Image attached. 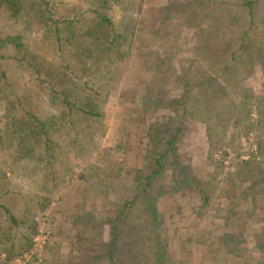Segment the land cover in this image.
I'll return each mask as SVG.
<instances>
[{"label":"rangeland","instance_id":"obj_1","mask_svg":"<svg viewBox=\"0 0 264 264\" xmlns=\"http://www.w3.org/2000/svg\"><path fill=\"white\" fill-rule=\"evenodd\" d=\"M49 1L57 11L58 19L64 15L74 17L67 10L71 11L73 2L78 0ZM119 1H112L106 13L120 24L128 16L125 9L128 2L134 6L130 12L132 51L135 53L139 46L140 59L129 56L125 65L122 63L117 89L110 91L109 95L103 89L105 85L110 86L106 83L109 71L102 68L96 73L98 76L86 79L75 59L69 56L71 54L56 49L53 38L46 35L41 26L0 25L1 37L19 35L25 46L46 64L64 68L67 63L69 73L80 89L84 87V81L89 80V87L101 91L95 96L100 103V115H83L72 124L60 118L64 107L58 99L52 101L46 94L39 75L28 70L25 64H15L12 59L2 62L6 68L5 82L7 79L13 84L14 90L26 97L34 112L42 119L52 120L53 125L45 136L49 146L46 147V142L37 145L33 159H18L15 142L13 146L7 145L4 139L0 147V243L3 242L0 244V259H7L5 264H61L60 260L70 259L69 253H72L76 258L70 264H88L85 256L78 257L81 251L68 246L63 239L66 235L75 241H83L78 246L87 247L85 253H100L98 248L107 240L106 233L103 238L96 236V240L89 244L88 240H81L84 235L82 226L75 228L72 220L81 209L82 215L91 211L96 219H103V209L108 215L112 214L104 192H98L97 188L93 190L92 186L96 175L109 178L100 169H107L115 160L139 166V199L120 219L115 238V264H158L162 257L161 264L221 261V254L213 256L211 251H214L213 245L218 238L224 239L222 231L226 228L240 233L235 234V240L228 239L230 249L240 245L244 248L254 242L257 251L262 252H248L246 259H253L252 264L258 258L264 261V78L253 66L255 59L259 58L248 61L235 54L232 61L231 52L238 51L235 46L237 36L223 38L215 32L205 10L203 24L210 33V44H204V55H201L197 51L201 48L195 45L194 29L186 27L182 18L175 14H171L170 19V15H165L169 0ZM172 1L173 5H184L195 0ZM9 2L13 6L21 5V0ZM88 5V0H84L82 8L86 9ZM245 9L241 6L233 8L231 14L236 21L229 22L224 17L223 26L228 23V27L236 30L243 23L240 17ZM89 14L85 13V17ZM227 41H230L229 46ZM67 49H71V45H67ZM210 55L217 60H206ZM221 60L230 64L234 62L240 67L236 73L241 74L240 80L227 84L221 73L217 75L215 63ZM168 62L171 68L166 71ZM197 69L200 70L199 78L208 76L213 83H220L226 90L224 95L213 92L211 96L201 89L194 94L201 87L197 85L184 94L183 86L177 80L186 78L188 71ZM152 72H158V77L153 78L159 81L157 85L148 81ZM253 87L255 91H246ZM150 91L159 99L156 104L150 105L144 100ZM92 94L95 95L94 91ZM248 94L252 96L251 102ZM182 96L188 99L184 101ZM196 97H200L198 103ZM210 98L208 106L206 103ZM178 101L179 106L174 105ZM184 108L187 114L183 115ZM178 119L183 121L182 128L172 143L178 156L165 161L162 171L151 176L155 165L150 160L149 148L151 150L153 143L149 135L160 123L165 124L168 130L163 134L164 143L174 134ZM187 173L194 178L191 181L194 190H190L189 182L180 179ZM89 174L94 177L90 178ZM130 182L124 181L128 185L124 189L128 197L132 191ZM88 187L92 191H87ZM144 193L148 194L144 196ZM205 194L209 197L204 203ZM11 215L13 219L9 217ZM154 217L161 221L160 224L155 225ZM131 222L139 223V231L135 230L133 234L130 233ZM30 229L35 233L30 244L23 249V237ZM54 235L63 237L57 248H51ZM162 237L166 238L167 244L160 254L157 250ZM193 245L199 247L194 249ZM200 245H205L208 250L204 252L205 246ZM9 253L15 256L7 258ZM228 261L226 263L230 264ZM95 264L106 262L100 259Z\"/></svg>","mask_w":264,"mask_h":264},{"label":"trees","instance_id":"obj_2","mask_svg":"<svg viewBox=\"0 0 264 264\" xmlns=\"http://www.w3.org/2000/svg\"><path fill=\"white\" fill-rule=\"evenodd\" d=\"M112 1L118 2L119 0H88V7L83 9L82 3L84 0H78L75 3L73 2L74 5H72L71 11L67 10L68 13L72 12L74 17L70 18L68 15H64L61 19H58L56 17L57 11L51 7L49 0H21V5L19 7L13 6L9 0H0V25L8 26L18 23L23 24L27 28H31L34 25L41 26L46 35L53 38L56 49L62 50L63 52L65 50L66 54H71L69 56L75 59L77 62L76 64L80 67L86 79L90 77L93 79L96 77V73L100 72V69L102 71V68L109 71V79L106 83H110V86L105 85L103 87L105 94L109 95L108 93L110 91L117 89L118 82L122 76V72L119 70L122 63L125 65L129 56L135 57L137 60L140 59L139 46L136 48L135 53L132 51L133 21L130 12L134 6L128 2L125 6V9L128 11V16L122 19L120 24H116L106 13V8L108 5L110 6ZM169 1L170 5L167 9L168 12H166L165 15H170V19L171 14H175L177 17L182 18L181 20L186 27L189 26L194 29L193 37L195 45L201 48L197 50L201 52V55H204V44H210V33L208 32V28L205 27V24H203L204 15H202V13L204 10L208 12V19L211 20L210 27L212 26L211 28L214 29L215 32L222 35L223 38L233 35L237 36L235 46L238 51L236 53L231 52V58L236 56L235 54H238L241 57H245V60L250 61L251 59L263 55L264 0H195L192 3L190 1L184 5H178L176 3L173 5L174 1ZM237 6L246 8V11L243 10L245 11L244 15L240 17V20L243 22L242 25L239 27L237 26L236 30L228 27V23H226L227 26H223V22H225L223 21L224 17L228 18L229 22L232 20L236 21V17H234L231 12L233 8L235 9ZM87 12L90 14L85 17V13ZM78 14L79 17H77ZM117 25L119 27H117ZM230 41H227L228 46L230 45ZM232 44H234V42H231V45ZM67 45H71V49H67ZM210 58L212 62L213 60H217L212 55L209 57L207 56L206 60ZM10 59H12L15 64H21L22 66L25 64L28 70L39 75L40 84L50 99L52 101L58 99L62 103L61 106L64 107V113L60 118L64 121L75 124L78 117L83 118L87 115L98 117L100 115V103L99 100H95V96H98V94L100 95L101 91L97 90V88L89 87L91 86L88 83L89 80H85L83 83L84 87L80 89L77 83L73 81L67 63H65L64 68L46 64L43 59L38 58L37 54L33 53L25 46L19 35L6 34V36H0V108L2 110L0 112V147L4 139L7 140V145L13 146V142H15L18 150V159H33V150L37 145L46 142V147L49 146L45 136L49 128L52 127L53 122L52 120H45L38 116L32 109V105L27 102L28 100L26 97L19 95L17 91L14 90L13 84L7 79L5 82V76H7L5 72L6 68L2 62H7ZM149 59L151 58L147 57L144 60ZM145 63H147V61H145L144 64ZM215 64L216 68L218 67L216 71L217 75L221 73L222 77L227 80V84L240 80L239 75L241 74H236L239 72L240 67L235 63H224L221 60L220 62L217 61ZM165 68L166 71L170 70L171 67L169 62L166 64ZM123 70L125 72V69ZM199 71L198 69L188 71V75L186 76L187 79L177 80V82L183 86L184 94H187L186 91H190L193 85H197V87H201L198 88L194 94H198V91L201 89L204 92L207 91L211 96H213V92L217 95H224L226 90L220 83H213V79L208 76L199 78V76H197L199 75ZM203 75L205 74H202V76ZM157 77L158 72L156 74L152 72V76L148 81L151 82L152 85H157L159 81L153 79ZM165 81L166 79L164 82ZM213 85H215V87H213ZM93 91L95 95L92 94ZM246 91L250 92L252 90L246 89ZM246 96L250 97L249 101L251 102V94ZM156 97H158V95H156ZM181 98L184 101L188 99L185 98V96ZM195 99L198 103L200 97H196ZM144 100L150 105L156 104L159 101L158 98L154 97V92H151ZM208 100L206 104L209 106V104H211V98ZM184 101H181L183 102L181 104H184ZM179 104V101L174 103L176 106H179ZM184 114H187L185 108L183 110V115ZM49 121L50 124H47ZM176 122L177 126L174 134L170 139H166L164 143L162 142L164 138L163 134L168 130V128L164 127L165 124L160 123L149 135L150 142H152L153 145L151 150L149 148L151 156L149 154L147 156H150L152 164L155 165L154 169H152L149 174L151 176L162 171V164L165 161H171L172 157L178 156L176 146L172 143H174L175 136L179 134L183 121L182 119H178ZM153 124L151 123L152 126ZM183 154L185 153L183 152ZM100 171L105 173L109 178H99V175H96V179L93 182L94 186L92 187L93 190L97 188L98 192L100 190L104 192L103 194L108 199L112 214L108 215L106 210L103 209L105 212L103 219H96L91 211H87V214L82 215L81 209L80 212L74 214L72 220V224L75 228L82 226L84 235L81 240H88L89 244L96 240V236L103 238V233L104 235L106 233L107 240L98 248V252L100 253H85L87 247L84 245L81 247L78 246V244H83V241H75L66 235L64 239L59 235H54V243L51 248H57L63 239L67 241L68 246L80 250L81 255L78 257L82 258L85 256L84 258L88 261V264H95L96 260L100 259L104 260L106 264H115L114 247L116 245L115 238L120 226V219L125 213L131 211L135 201L139 199V166L133 164L128 165L126 161L119 162L114 160L107 169L102 167ZM119 173L121 178H119ZM188 174L189 173L181 175L180 179L184 182H189L190 190H194V183H191L194 178ZM148 176H146L147 179ZM89 177L91 178L94 176L93 174H89ZM126 180H130L132 184V191L130 194L128 193L129 197L124 190L128 186L127 183H124ZM103 182H106V184L102 185L101 183ZM140 184L143 185L142 182H140ZM87 191L92 190L88 187ZM123 193L124 195H122ZM147 194L144 193V196ZM208 197V194L203 196L205 199L204 203ZM9 217L13 219L12 215ZM154 219L155 225L160 224L161 221L158 222L155 217ZM130 225L132 228L130 231L131 234H133L135 230L139 231L138 222H131ZM105 227H107V229L104 232L103 229ZM34 233L35 231L33 229L27 231V234L23 237V249L30 244ZM228 239L236 238L235 235L232 236V234H228ZM0 244H3V242ZM166 244V238L164 240L162 237L161 241L159 240L158 242L159 250H157V252L159 251V253L162 254V247ZM46 246H49L48 243ZM5 250L8 251L7 247H5ZM14 256L15 255L12 253H9L7 258ZM69 257L70 259L60 260L61 264H70L74 261L76 255L69 253ZM5 260L7 259H0V264H5ZM163 261L164 259L162 257L158 264H161ZM136 262L139 263V259H137Z\"/></svg>","mask_w":264,"mask_h":264},{"label":"crops","instance_id":"obj_3","mask_svg":"<svg viewBox=\"0 0 264 264\" xmlns=\"http://www.w3.org/2000/svg\"><path fill=\"white\" fill-rule=\"evenodd\" d=\"M258 58L259 59H255V64L253 63V66H254V68H257L258 71H261V77L264 78V53L262 56H259ZM231 60L233 61V58ZM232 63H234V62H232ZM251 90L255 91L256 89L253 87V88H251ZM222 233L224 235V239L222 240L221 238H218V239H221V240H218L216 238L217 239L216 245H213L215 247V249H213L214 251H211V254L213 256H217V255L221 254V257H223V259L221 261L218 260L215 262L209 261V263L211 262V264H227L226 261L229 260L228 262L231 261L230 264H252L253 259L252 260H251V258L246 259L245 254L248 252L256 253L257 249L255 247L254 242L249 243V245L247 247H244V248H243V246L240 245V246L233 247L232 249H230L229 245H228L229 243H227V242H229L228 241V234H232V236H233L235 234L238 235L240 233H237V232L233 233V231L229 228H226L224 231H222ZM248 235L251 236L250 233H248ZM220 237H222V236L220 235ZM210 238H212V237H210ZM233 240H235V239H233ZM250 244H252V245H250ZM205 245H207V244H205ZM205 245H200V247H203ZM193 247H195L194 249H196V247H199V246L193 245ZM207 250L208 249L205 246L204 252ZM235 252H237V253H235ZM261 252L262 251H259V250L257 251V253H261ZM227 256H231V257H227ZM254 261H255V264H264V261L259 259V258L255 259ZM209 263H207V260H205L204 263H202L201 261H199L198 263H188L187 261H185V262L178 261L177 262V264H209Z\"/></svg>","mask_w":264,"mask_h":264}]
</instances>
